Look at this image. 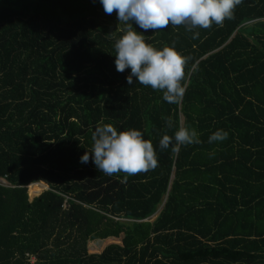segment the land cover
Returning a JSON list of instances; mask_svg holds the SVG:
<instances>
[{
  "label": "trees",
  "instance_id": "16d2710c",
  "mask_svg": "<svg viewBox=\"0 0 264 264\" xmlns=\"http://www.w3.org/2000/svg\"><path fill=\"white\" fill-rule=\"evenodd\" d=\"M126 27L99 0H0V264H264V0L144 33L187 58L178 104L116 71ZM109 123L141 130L159 167L81 164ZM181 126L201 143L161 150Z\"/></svg>",
  "mask_w": 264,
  "mask_h": 264
},
{
  "label": "clouds",
  "instance_id": "9594fccd",
  "mask_svg": "<svg viewBox=\"0 0 264 264\" xmlns=\"http://www.w3.org/2000/svg\"><path fill=\"white\" fill-rule=\"evenodd\" d=\"M105 14L116 13L119 22L127 27L116 40L115 68L123 73L130 69L126 82L150 86L163 94L169 104H178L184 97L187 58L172 46L158 49L146 42L145 32L166 29L169 25L185 26L186 30L211 28L213 23L223 26L225 20L234 18L237 6L243 0H99ZM133 22L142 31L133 27ZM199 32H194L198 38ZM168 128L173 127L171 118L166 120ZM229 133L217 130L209 136L208 143L223 142ZM91 151L80 156L81 164L90 159L95 168L105 175L125 173L134 176L147 173L159 167L158 156L153 143L145 139L137 128L118 129L112 124L97 126L93 136ZM199 133L195 128L181 126L174 135L164 134L159 140L161 150L178 152L182 146L200 144Z\"/></svg>",
  "mask_w": 264,
  "mask_h": 264
},
{
  "label": "rangeland",
  "instance_id": "374dc122",
  "mask_svg": "<svg viewBox=\"0 0 264 264\" xmlns=\"http://www.w3.org/2000/svg\"><path fill=\"white\" fill-rule=\"evenodd\" d=\"M1 182L3 183H6V181L4 179H0ZM28 194H29V197L30 198H33L37 195H39L41 192H43L46 188H43V186H41V189L39 192H37L38 190V187H40V184L38 183H32V184H29L28 186ZM36 193V194H35ZM155 218V216L149 218L151 220H153Z\"/></svg>",
  "mask_w": 264,
  "mask_h": 264
},
{
  "label": "built area",
  "instance_id": "2783aa9c",
  "mask_svg": "<svg viewBox=\"0 0 264 264\" xmlns=\"http://www.w3.org/2000/svg\"><path fill=\"white\" fill-rule=\"evenodd\" d=\"M33 259V258H32Z\"/></svg>",
  "mask_w": 264,
  "mask_h": 264
}]
</instances>
